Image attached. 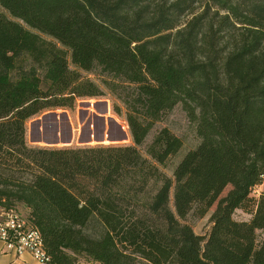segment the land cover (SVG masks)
<instances>
[{
  "label": "trees",
  "instance_id": "obj_1",
  "mask_svg": "<svg viewBox=\"0 0 264 264\" xmlns=\"http://www.w3.org/2000/svg\"><path fill=\"white\" fill-rule=\"evenodd\" d=\"M106 91L131 144H27L28 118ZM179 103L199 142L168 175L182 139L140 147ZM263 179L264 0H0V203L48 264H264Z\"/></svg>",
  "mask_w": 264,
  "mask_h": 264
},
{
  "label": "rangeland",
  "instance_id": "obj_2",
  "mask_svg": "<svg viewBox=\"0 0 264 264\" xmlns=\"http://www.w3.org/2000/svg\"><path fill=\"white\" fill-rule=\"evenodd\" d=\"M86 75L103 87L100 83L99 71L90 74L86 73ZM114 100L106 91L105 95L97 98L77 99L72 109H49L30 117L26 121V142L30 146L44 147L131 144L128 126L124 117L118 116L112 110ZM194 124L190 120L189 113L185 107L181 103L175 105L171 111L166 113L161 121L153 126L152 131L146 138L145 144L140 147L142 155L145 154L146 144L150 142L155 132L164 126L169 128L176 136L182 139L183 143L182 149L170 158L167 166L163 168L168 175H171V167L178 162L188 149L195 147L199 142ZM228 189L229 187H226L222 195ZM252 192L255 195L264 193V179ZM170 204H172V192ZM214 207L215 205L201 218L193 214H189L186 217V222L192 226L194 232L198 235H205L209 231L211 226L209 217ZM17 209L20 213L24 214L23 206L19 204ZM233 217L237 220H245L249 218V214L239 208L235 210ZM263 236L264 232L260 231L259 238ZM78 261L81 264L86 262L81 256L78 257ZM140 263L148 264L145 262Z\"/></svg>",
  "mask_w": 264,
  "mask_h": 264
},
{
  "label": "built area",
  "instance_id": "obj_3",
  "mask_svg": "<svg viewBox=\"0 0 264 264\" xmlns=\"http://www.w3.org/2000/svg\"><path fill=\"white\" fill-rule=\"evenodd\" d=\"M30 224L17 206L6 207L0 203V243L6 250L17 255L27 251L39 263L48 264L50 257L44 249L42 237L31 234ZM33 236L41 237V245H33Z\"/></svg>",
  "mask_w": 264,
  "mask_h": 264
},
{
  "label": "crops",
  "instance_id": "obj_4",
  "mask_svg": "<svg viewBox=\"0 0 264 264\" xmlns=\"http://www.w3.org/2000/svg\"><path fill=\"white\" fill-rule=\"evenodd\" d=\"M16 206H19L16 205ZM23 206V205H21ZM24 214H27V208L23 206ZM0 264H41L39 263L29 252L25 251L20 255H17L4 248L3 244L0 243ZM82 264H99L97 262H84Z\"/></svg>",
  "mask_w": 264,
  "mask_h": 264
},
{
  "label": "bare ground",
  "instance_id": "obj_5",
  "mask_svg": "<svg viewBox=\"0 0 264 264\" xmlns=\"http://www.w3.org/2000/svg\"><path fill=\"white\" fill-rule=\"evenodd\" d=\"M31 228V227H30ZM32 235H40L36 230L33 228L30 229ZM33 245H41V237L40 236H33Z\"/></svg>",
  "mask_w": 264,
  "mask_h": 264
}]
</instances>
